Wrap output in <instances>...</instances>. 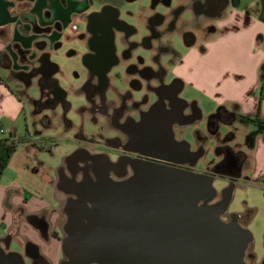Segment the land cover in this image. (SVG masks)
Instances as JSON below:
<instances>
[{
	"label": "crops",
	"instance_id": "1",
	"mask_svg": "<svg viewBox=\"0 0 264 264\" xmlns=\"http://www.w3.org/2000/svg\"><path fill=\"white\" fill-rule=\"evenodd\" d=\"M134 1L122 0L120 5H116L99 0H0V124L15 139H24L0 178V243L7 251L23 254L27 243L32 242L38 246L39 257L44 258L47 264H60L64 258L61 236L66 220L64 193L57 188V172L53 176L41 161L42 153L51 151L50 145L54 142L42 126L43 120L53 119L50 110L61 107L63 103L58 101L55 107L39 104L43 75L39 69L45 70L46 77L56 80L57 88L66 93L63 99L69 103L67 110L70 109V91H66L56 77L60 66L54 58L63 52L65 46L68 50L66 57L82 60L89 51L88 16L101 11L104 6L112 7L109 10L118 19L136 27L144 33L142 35L152 30L165 32L160 39L152 40L151 47L142 45L151 56L156 52L157 43L167 35L183 39L188 48L186 53L180 56L169 48L160 53L151 66L166 70L164 84L171 83L169 75L173 74L178 80L177 96L188 104L189 100L195 101L199 111H202L201 102L208 107H216L203 114L202 120L219 109L231 113V123L226 124L223 127L226 132L220 130V134L224 137L230 133L232 138L222 140L217 146H230L246 156L240 171L247 167L253 178L264 177V129L258 130L256 124L246 123L240 118H253L258 114L264 120V81L261 79L264 0H224L223 6L211 13L196 7L206 0H152L151 5L133 14L138 23L127 19L124 14L129 13L126 6ZM161 4L166 9L159 10ZM187 32L193 37L186 36ZM166 44L173 47L171 37L166 39ZM124 47L125 44L122 49ZM167 54L174 60L165 62ZM47 55L58 66L57 71L52 72L55 67L49 66ZM132 62V59H127L119 67L126 69ZM143 65L145 62L138 67ZM171 67L172 70L169 69ZM132 74L126 73L122 77L124 89L114 84L115 92L128 89L129 79L141 78ZM76 75L78 81L74 91L79 89L77 92L85 100L81 104V118L88 123L93 120L103 122L107 119L104 115L90 110L87 67L83 61ZM65 76L69 78L67 73ZM157 82L156 77L151 81L153 84ZM32 86H36L34 94L30 92ZM187 89H195L196 95L183 97L181 93ZM76 108L74 105L72 111ZM48 121L46 125H49ZM191 124L194 130L203 125ZM252 133L253 144L249 145L247 138ZM30 262L31 259L27 258L26 263Z\"/></svg>",
	"mask_w": 264,
	"mask_h": 264
},
{
	"label": "water",
	"instance_id": "2",
	"mask_svg": "<svg viewBox=\"0 0 264 264\" xmlns=\"http://www.w3.org/2000/svg\"><path fill=\"white\" fill-rule=\"evenodd\" d=\"M110 8L91 13L88 20ZM109 48L114 49L112 39ZM48 55L55 72L58 66ZM178 92L174 97L182 100ZM132 131L128 149L136 153L190 167L204 154L202 147L193 150L187 140L176 138L173 121H144ZM83 151L76 149L66 161H76ZM89 157L95 164V178L75 181L60 174L57 181V188L70 195L63 206L60 264H248L245 254L253 236L236 219L223 220L232 187L212 202L219 194L214 174L134 164L132 175L118 180L110 176L116 163L107 155ZM27 258H39L34 243L28 242L23 254L7 251L0 243V264H27Z\"/></svg>",
	"mask_w": 264,
	"mask_h": 264
},
{
	"label": "flooded vegetation",
	"instance_id": "3",
	"mask_svg": "<svg viewBox=\"0 0 264 264\" xmlns=\"http://www.w3.org/2000/svg\"><path fill=\"white\" fill-rule=\"evenodd\" d=\"M99 1L101 2V0ZM223 1L224 0H206L201 5L198 3L196 7H198L199 10L202 9L204 12L211 13L223 6ZM102 2L104 3V1ZM160 20H163L162 16H160ZM88 30L89 51L83 55L82 61L87 67L86 86H88L87 98L91 104L90 110L96 114L99 113L104 115L107 120H109L112 127L117 131V134L115 135L117 136L116 139L121 149L114 148L111 153L91 152L89 146L94 145L95 143L87 140L86 137L81 134V141L87 145L77 146L75 150L82 149L84 151L76 161L67 162L66 159H64V165L59 166L57 169V181L60 174H65L69 179L75 181H81L88 176L95 178L93 171L95 164L89 157L92 154H105L112 162H115L116 164L110 169V176L118 180L131 176L133 173L132 165L134 164L148 166L152 169L164 168L182 172H203L197 171L195 167H190L188 164H180L170 160H162L157 157L133 152L128 149L129 135L133 132L132 130L134 127L141 126L144 121H150L152 123L159 120L162 122L173 121L174 128L177 126L179 129H184L186 125L195 122L205 124L206 121L207 134L201 135L199 129L194 130L197 146L193 150H198L199 147H202L204 149V156L209 153V149H206L205 145L212 138L221 140V142L222 140L226 141L227 139L232 138V134L230 133L224 137H221L220 134L221 128L226 124L231 123V113L219 109L207 119L202 120L203 116H201L199 109L195 105L191 107L190 104L174 97V92L177 90V83L172 82L170 86H166L163 83V76L166 74L165 69L160 68L156 71L152 66H144L140 70L138 65L144 64V58L133 56V51L135 48L138 49L140 45L151 47L152 40L160 39L165 33L164 31H145V35H142L144 33L136 27L125 24V22L118 19L117 15L109 9L97 18L89 21ZM136 34H141L142 37L140 42L135 43L129 41V39ZM186 36L193 37V34L187 32ZM110 39H112L114 43V49L112 50L109 48ZM119 44L121 47H123L124 44L126 45V47L120 52V55H118ZM155 50V54L152 56L150 55L151 62L157 61L159 54L169 50V48L166 46H159L158 44ZM127 59H132L134 63L132 62V64H129L126 67L125 72L131 74L137 72L141 75V78L135 77L130 79L127 82L128 89L121 92H115L114 82L116 79L114 78L116 77L113 75L114 70ZM39 70L43 71L41 77L42 92L39 104L42 106L55 107L57 106V102L61 101L63 102L62 105L64 108L67 109L69 103L64 101L63 91H60V89L57 88L56 80L50 76L46 77L44 69L40 68ZM155 77L158 82L153 84L151 81ZM143 78L148 81L145 87L147 94L141 99H138L135 96V92L142 88L141 81ZM113 96H118L120 98L117 104H114L111 101ZM152 96H154V99L151 98ZM154 106H156L157 109L147 115L146 113ZM176 138L179 139L178 137ZM214 152L217 156V161L213 164L211 170L204 171L203 173L214 174L215 177H225L230 181V185L223 189V191L219 193L217 198L212 202L221 200L227 189L232 187L231 182L239 176L241 165L246 159L245 155L234 151L230 146L219 148V146L216 145ZM64 195L66 196L65 203L70 195L65 193ZM224 215L222 216L223 220H225ZM233 218L239 222V217L232 214L229 215L225 221H230ZM250 245L246 250L245 260L248 264H257L253 253L251 252L249 254L247 252ZM30 264H45V260L42 257L35 260L31 259ZM262 264H264V259Z\"/></svg>",
	"mask_w": 264,
	"mask_h": 264
},
{
	"label": "rangeland",
	"instance_id": "4",
	"mask_svg": "<svg viewBox=\"0 0 264 264\" xmlns=\"http://www.w3.org/2000/svg\"><path fill=\"white\" fill-rule=\"evenodd\" d=\"M224 4V1L222 2ZM152 4V0H135L133 3L128 4L126 8H129V13L125 14L127 19L133 20V22L138 23L137 19L133 16L135 12H137L140 8L144 6H149ZM166 9L164 5L161 4L159 6V10ZM68 32V31H65ZM68 34V33H66ZM141 34H136L132 36L129 41L138 43L141 40ZM171 39L174 42L173 47L166 44V39ZM157 44L159 46H166L170 48V50H174V53L177 55L182 56L184 53L188 51V48L185 47V43L182 38L178 37L177 35L168 36L162 38ZM119 52L122 51V47L118 45ZM68 50L66 47H63V52H60V55L55 57L54 59L60 66V72L56 75L59 79L62 87L67 91L69 90L68 99L72 104V107L75 105L77 110L72 111V107L70 109H66L61 107H57L55 109H51L53 119H44L43 120V127L46 128L47 134L52 136V146L50 145V150L42 153L41 161L46 165L47 169L51 171V173L56 175L57 169L59 166L64 165V159L68 156L72 151L75 150L77 146L87 145L83 141H81L80 137L83 134L87 140L95 143L94 145H90L89 149L91 152H103V153H111L113 152L114 148L121 149L119 143L117 142L116 135L117 131L112 125L110 124L109 120L104 119L103 122H99L97 120H93L92 123L85 122L81 118L83 107L81 104L85 102L84 98L77 92L78 90L74 89L77 87V75L79 73V69L82 66L81 58L72 59V57H66V52ZM133 56H139L144 58L145 64L143 65L140 70L144 66H151V58L150 52L147 51L140 45L133 51ZM165 62L173 61V56L170 54L165 55L164 57ZM157 65V64H156ZM139 66V65H138ZM154 67L155 70L159 69V67ZM172 70V67L169 68ZM65 73L68 74L69 78L65 76ZM114 76L116 77L115 85L119 88L124 89L122 84V77L125 76V68L116 67L114 70ZM141 77L139 73L132 74ZM130 80V79H129ZM128 80V81H129ZM169 80L173 81L174 76L173 74L169 75ZM146 79H142L141 84L142 88L136 90L135 96L138 99H141L145 94H147L146 90ZM36 86H32L30 88V92L32 94L35 93ZM195 89H187L182 91L183 97H192L195 96L196 93ZM151 98L154 99V96ZM120 98L118 96H113L111 101L114 104L119 102ZM191 107L195 105V101L189 100L188 101ZM200 107L202 111H200L201 116L207 113L208 110H214L216 107H208L205 102H201ZM212 108V109H209ZM209 114V113H208ZM66 116V117H65ZM68 120H71V124H68ZM47 121L50 122L49 125ZM33 128V124H30V129ZM234 130V129H233ZM175 136L179 139H185L190 144L192 149H195L197 146V140L195 138L194 128L193 125L189 124L183 129L174 128ZM201 135L207 134L206 132V121L205 124L201 126L199 129ZM221 132L225 133L226 129L221 128ZM221 140H217L216 138H212L208 143H206L205 148L209 149V153L201 157L199 159L195 168L197 171H209L212 169L213 164L217 161V156L215 155L214 148ZM50 144V143H49ZM48 150V147H46ZM232 183V197L227 209V212L224 215L226 218L229 215H237L239 217V223L244 228L248 229L252 236L253 241L248 249V253H253L255 257V262L257 264H262L264 259V177L263 178H253L248 174L247 167L242 168L240 171V176L236 177ZM213 185L218 193H221L223 189L230 185V181L222 176H217L214 179ZM65 201L66 196L63 195ZM61 236L64 237V231L61 232Z\"/></svg>",
	"mask_w": 264,
	"mask_h": 264
},
{
	"label": "trees",
	"instance_id": "5",
	"mask_svg": "<svg viewBox=\"0 0 264 264\" xmlns=\"http://www.w3.org/2000/svg\"><path fill=\"white\" fill-rule=\"evenodd\" d=\"M104 2H114L116 5H120L122 0H101ZM261 79L264 81V66L261 67ZM240 118L246 123H254L257 125L258 130L264 129V120H262L257 114L255 117L250 118L247 116H240ZM254 133L250 134L247 138L248 144H253ZM24 139H14L11 133L7 135L0 134V178L3 175L7 163L15 152L17 146L22 143ZM44 259V258H43ZM45 260V259H44ZM45 264H47L45 260Z\"/></svg>",
	"mask_w": 264,
	"mask_h": 264
},
{
	"label": "built area",
	"instance_id": "6",
	"mask_svg": "<svg viewBox=\"0 0 264 264\" xmlns=\"http://www.w3.org/2000/svg\"><path fill=\"white\" fill-rule=\"evenodd\" d=\"M0 134H3V135H7L9 134L7 128L5 126H3L2 124H0ZM14 138V137H13ZM15 139V138H14Z\"/></svg>",
	"mask_w": 264,
	"mask_h": 264
}]
</instances>
